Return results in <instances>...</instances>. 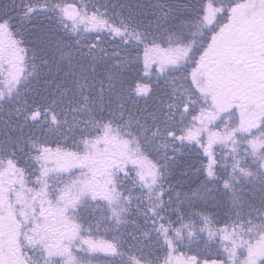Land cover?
I'll return each instance as SVG.
<instances>
[{"label": "snow or ice", "instance_id": "obj_1", "mask_svg": "<svg viewBox=\"0 0 264 264\" xmlns=\"http://www.w3.org/2000/svg\"><path fill=\"white\" fill-rule=\"evenodd\" d=\"M0 264H264V0H0Z\"/></svg>", "mask_w": 264, "mask_h": 264}, {"label": "trees", "instance_id": "obj_2", "mask_svg": "<svg viewBox=\"0 0 264 264\" xmlns=\"http://www.w3.org/2000/svg\"><path fill=\"white\" fill-rule=\"evenodd\" d=\"M135 71V70H134ZM193 163H195V160L192 161ZM187 186L185 185L184 186V190H186Z\"/></svg>", "mask_w": 264, "mask_h": 264}]
</instances>
